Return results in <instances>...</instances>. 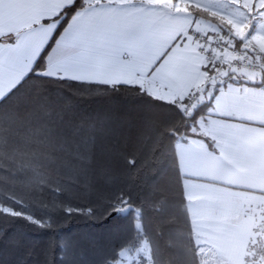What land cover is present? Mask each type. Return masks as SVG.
<instances>
[{
  "label": "snow or ice",
  "instance_id": "obj_1",
  "mask_svg": "<svg viewBox=\"0 0 264 264\" xmlns=\"http://www.w3.org/2000/svg\"><path fill=\"white\" fill-rule=\"evenodd\" d=\"M33 80L130 86L155 109L134 138L151 159L122 157L147 174L143 204L127 187L99 215L33 198L88 175L75 129L66 136L38 120L52 104L46 91H26ZM165 142L175 207L157 165ZM57 169L75 175L61 180ZM0 172L29 177L26 192L0 180V241L17 247L18 226L80 212L112 222L116 243L100 264H264V0H0ZM149 208L163 223L147 219Z\"/></svg>",
  "mask_w": 264,
  "mask_h": 264
},
{
  "label": "trees",
  "instance_id": "obj_2",
  "mask_svg": "<svg viewBox=\"0 0 264 264\" xmlns=\"http://www.w3.org/2000/svg\"><path fill=\"white\" fill-rule=\"evenodd\" d=\"M75 83L47 84L33 80L26 86L28 92L33 88L46 91L52 104L38 120L60 125L66 136L75 129L79 139L84 141V151L88 153V175L74 180L76 187L65 186L60 194L45 187L33 198L46 204L63 200L73 208H93L99 215L117 190L127 187L132 191L135 202L143 204L152 195L147 174L142 176L130 169L122 157L132 152L145 164L151 159L147 145H138L134 138L142 126L144 114L155 109L145 103L130 86L113 93L110 85L81 89L74 87ZM106 88L109 90L106 91ZM169 154V142H165L164 155L159 158L157 165L167 170L165 191L171 206L175 207L179 192L173 183L175 172L170 170ZM57 171L61 180H68L75 175L74 171L68 169ZM130 178L134 182H130ZM28 179L25 174H18L14 179L0 172V180L10 183L17 191L26 192ZM2 188L3 185H0ZM27 194L31 195L30 192ZM146 217L154 225L163 223L151 214L150 208ZM49 222L50 227L40 229L18 226L11 235L23 239L19 247L14 245L12 239L0 241V264H45V260L47 264H100L103 249L116 243L112 238L111 221L88 219L80 212L68 214L55 211Z\"/></svg>",
  "mask_w": 264,
  "mask_h": 264
},
{
  "label": "crops",
  "instance_id": "obj_3",
  "mask_svg": "<svg viewBox=\"0 0 264 264\" xmlns=\"http://www.w3.org/2000/svg\"><path fill=\"white\" fill-rule=\"evenodd\" d=\"M206 0H202V2H205Z\"/></svg>",
  "mask_w": 264,
  "mask_h": 264
},
{
  "label": "rangeland",
  "instance_id": "obj_4",
  "mask_svg": "<svg viewBox=\"0 0 264 264\" xmlns=\"http://www.w3.org/2000/svg\"><path fill=\"white\" fill-rule=\"evenodd\" d=\"M206 2V1H205Z\"/></svg>",
  "mask_w": 264,
  "mask_h": 264
}]
</instances>
